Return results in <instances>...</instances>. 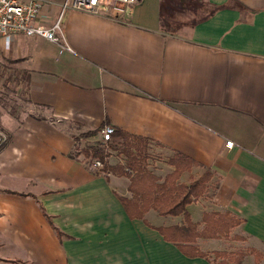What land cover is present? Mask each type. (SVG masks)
<instances>
[{
  "label": "crops",
  "instance_id": "0c3cea01",
  "mask_svg": "<svg viewBox=\"0 0 264 264\" xmlns=\"http://www.w3.org/2000/svg\"><path fill=\"white\" fill-rule=\"evenodd\" d=\"M175 1L138 0L117 15L61 13L63 0H42L38 22L50 27L61 14V43L72 51L21 34L0 46L24 74L27 102L19 115L0 116L8 135L0 264H212L130 219L119 200L131 196L129 178L79 158L107 124L148 139L146 166L160 179L174 170V154L191 161L178 182L208 171L205 192L186 206L190 219L198 230L204 212L229 211L242 222L229 238H197V246L252 248L264 264V0H195L191 18H182L189 3L176 10ZM164 12L178 24L168 28ZM144 218L154 227L183 223L153 209ZM241 264H255L254 255Z\"/></svg>",
  "mask_w": 264,
  "mask_h": 264
},
{
  "label": "trees",
  "instance_id": "16d2710c",
  "mask_svg": "<svg viewBox=\"0 0 264 264\" xmlns=\"http://www.w3.org/2000/svg\"><path fill=\"white\" fill-rule=\"evenodd\" d=\"M99 130V128L90 130L80 136L92 138ZM114 135L120 136L122 140L108 143L112 152H105L102 143L96 139L85 144L81 148V153L86 158L101 160L104 173L129 178L128 191L131 196L119 197V200L130 219L142 220L146 226L158 231L164 241L172 243L187 258H203L212 264H241L246 254H253L255 264H260L261 254L252 248L245 251L227 252L224 250L202 251L197 246V238H229L230 231L242 222V219L229 211L204 212L201 218L202 227L198 230L197 224L190 219L186 206L205 192L206 184L211 177L208 171L189 184L180 183L178 182L179 176L182 171L191 167V161L184 155L174 154L167 161L174 167V170L160 179L146 166L148 139L118 130ZM112 155L116 157L122 155L125 159L124 163L118 161L115 164H109L107 159ZM149 209L163 216L182 215L183 223L154 227L144 218ZM232 238L244 239L237 235H233Z\"/></svg>",
  "mask_w": 264,
  "mask_h": 264
},
{
  "label": "built area",
  "instance_id": "2783aa9c",
  "mask_svg": "<svg viewBox=\"0 0 264 264\" xmlns=\"http://www.w3.org/2000/svg\"><path fill=\"white\" fill-rule=\"evenodd\" d=\"M138 0H63L61 13L66 10H77L92 14L113 13L126 15L131 6ZM42 0H0V46L8 48L14 35L37 36L51 42L60 44V50L72 51V48L62 42L59 19L50 26L45 27L38 22L42 8ZM115 129L112 125H104L100 130L99 142L102 143L105 152H112L108 143L116 142ZM8 140V135L0 124V149ZM88 144V143H87ZM229 145L231 143H228ZM79 158L94 170L102 171L103 162L99 159L84 157L79 149Z\"/></svg>",
  "mask_w": 264,
  "mask_h": 264
},
{
  "label": "rangeland",
  "instance_id": "374dc122",
  "mask_svg": "<svg viewBox=\"0 0 264 264\" xmlns=\"http://www.w3.org/2000/svg\"><path fill=\"white\" fill-rule=\"evenodd\" d=\"M187 2L189 3V8H185L186 10L183 11L182 18H191L193 9L198 4L195 0H176L173 4L177 10L180 8L183 9ZM163 15V22L168 28H172L178 24L179 19H175L174 21L168 19L166 12ZM26 103L24 74L20 71L19 65L13 59L0 51V116L6 114L10 116L19 115L20 112L25 110ZM152 222L155 223L153 220Z\"/></svg>",
  "mask_w": 264,
  "mask_h": 264
}]
</instances>
